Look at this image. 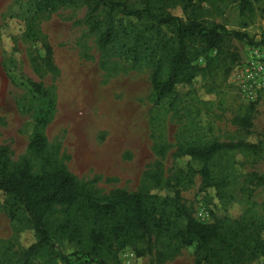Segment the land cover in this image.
<instances>
[{"label":"rangeland","instance_id":"374dc122","mask_svg":"<svg viewBox=\"0 0 264 264\" xmlns=\"http://www.w3.org/2000/svg\"><path fill=\"white\" fill-rule=\"evenodd\" d=\"M139 4L140 0H129ZM181 1V0H180ZM199 1V0H194ZM36 0H0V147L11 167L28 162L34 173L64 167L99 196L117 190H144L168 199V212H187L202 222L242 214L264 219V88L251 85L242 65L264 56V43L229 38L220 51L199 58L206 68L177 97L156 102L150 62L133 64L113 50H102L98 34L81 22L86 5L38 13ZM210 20L253 41L264 39V0L252 14H241L242 0H200ZM179 2L171 10L183 16ZM43 85L45 94L35 90ZM48 118L46 126L39 125ZM244 116L252 126L245 127ZM47 138L40 155L31 147L37 132ZM246 141L258 150L224 152L211 169L226 177L221 200L204 185L201 164L180 155L195 142ZM63 207L49 217L54 233ZM0 194V264L36 241L25 214L13 221ZM179 223L186 222L183 215ZM64 253L77 246L53 235ZM196 243L174 239L136 241L117 255L118 264H197ZM36 264H46L42 255ZM114 263V262H113ZM264 264V256L249 261Z\"/></svg>","mask_w":264,"mask_h":264},{"label":"trees","instance_id":"16d2710c","mask_svg":"<svg viewBox=\"0 0 264 264\" xmlns=\"http://www.w3.org/2000/svg\"><path fill=\"white\" fill-rule=\"evenodd\" d=\"M260 1L242 0L241 14H252L254 3ZM179 2L183 16L171 11ZM35 4L38 13L86 5L88 12L81 22L98 34L100 49H111L135 65L143 61L153 64L151 85L156 102L177 97L181 87L192 86L206 70L198 64L199 58L220 51L229 38L264 43V39L255 42L246 33L230 31L210 20L200 0H140L141 6L129 0H36ZM33 85L45 94L42 84ZM38 122L46 126L48 118L40 116ZM242 122L247 128L252 126L249 116ZM31 147L40 155L45 151L43 132L35 134ZM237 149L257 151L258 145L213 140L188 144L179 153L201 164L198 172L204 185L215 188L223 200L226 177L213 171L211 163L218 155ZM8 152L7 147H0V194L8 201L13 221L25 214V224L36 241L16 260L5 255L2 264H36L34 259L42 254L46 264H118L122 249L154 235L186 246L196 243L197 264H249L264 256V219L242 214L202 222L185 211L173 216L168 212L170 201L157 194L117 190L99 196L64 167L40 173H34L28 162L11 167ZM257 180L264 185V174ZM59 206L64 219L56 234L49 217ZM183 215L186 222L181 225L178 219ZM54 234L76 245L77 250L69 254L61 251L53 242Z\"/></svg>","mask_w":264,"mask_h":264},{"label":"built area","instance_id":"2783aa9c","mask_svg":"<svg viewBox=\"0 0 264 264\" xmlns=\"http://www.w3.org/2000/svg\"><path fill=\"white\" fill-rule=\"evenodd\" d=\"M242 71L251 85L264 88V56L254 57L244 62Z\"/></svg>","mask_w":264,"mask_h":264}]
</instances>
